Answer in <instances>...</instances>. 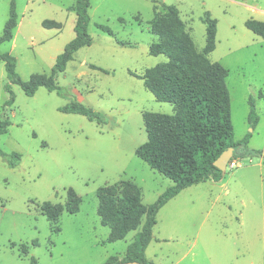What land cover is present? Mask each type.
<instances>
[{"label": "rangeland", "instance_id": "374dc122", "mask_svg": "<svg viewBox=\"0 0 264 264\" xmlns=\"http://www.w3.org/2000/svg\"><path fill=\"white\" fill-rule=\"evenodd\" d=\"M11 2L0 0V36ZM15 2L18 25L13 39L0 44V53L16 58L24 80L50 73L76 36V14L69 9L76 0ZM157 3L159 12L162 3L178 8L199 51L206 44L205 13L216 20V49L208 57L229 70L235 140L248 137L249 149L264 152V39L245 24L250 18L264 21V0ZM89 13L92 44L80 48L56 76L64 94L40 87L28 96L10 82L0 61V121L10 120L0 147L22 155L14 168L0 156V264H30L32 258L39 264H102L111 255L122 256L139 229L122 240L107 241L110 228L98 214L99 187L134 181L149 205L174 185L136 154L147 140L143 113H172L174 108L158 101L140 77L167 58L149 53L158 41L150 30L154 2L91 0ZM48 19L60 28L44 27ZM11 92L15 100L8 103ZM250 96L256 124L249 120ZM73 98L104 113L105 122L62 112L60 107ZM231 161L236 166L228 162L220 181L192 185L160 209L146 250L155 264H264V155ZM69 187L82 198L80 210H64L56 222L50 221L42 204H65ZM25 245L27 253L22 251Z\"/></svg>", "mask_w": 264, "mask_h": 264}, {"label": "trees", "instance_id": "16d2710c", "mask_svg": "<svg viewBox=\"0 0 264 264\" xmlns=\"http://www.w3.org/2000/svg\"><path fill=\"white\" fill-rule=\"evenodd\" d=\"M153 2L155 13L150 22V30L158 36V41L150 45L149 53L155 56L164 54L167 58L146 69L140 77L158 101L171 103L174 108L172 113H143L147 140L136 149V154L152 169L173 180L174 185L149 205L143 203L142 189L134 181L122 180L99 187L98 214L101 223L110 228L107 241L122 240L129 232L139 229L124 255H111L102 264H155L147 257L146 250L152 241L160 209L192 185L207 180L220 181L224 170L215 162L229 147L234 148L230 161L234 158L264 155L261 150L248 148V137L235 140L230 92L226 81L229 70L208 57L216 49V20L210 12L205 13L203 20L206 24V44L199 51L186 30L178 8L162 3L159 12L157 0ZM90 7L91 0H76L69 8L76 14V36L58 55L50 73H34L28 80H24L17 72L16 58L9 52L0 53V61L5 64L10 82L20 85L28 96H33L40 87L64 94L63 87L57 82V74L66 70L80 48L93 42L88 31ZM123 19L120 18V21L124 22ZM245 24L255 35L264 39V21L250 18ZM17 25V7L15 0H12L0 44L13 39ZM43 26L60 28L61 24L48 19L43 21ZM99 27L105 32L113 33L106 25L100 24ZM92 67L97 68L94 65ZM6 88L9 89V86L6 85ZM14 100L15 96L11 92L8 103H13ZM249 103V120L256 124L258 114L252 96L249 97ZM60 110L84 115L98 123H103L106 119L104 113L75 98L60 107ZM9 126V119L0 121V136L8 132ZM0 156L12 168L18 166L22 158L21 153H9L1 147ZM81 202V196L73 187H69L65 204L46 201L41 210L50 221L56 222L64 210L69 213L78 212ZM22 251L27 253L26 245ZM30 264L39 262L32 258Z\"/></svg>", "mask_w": 264, "mask_h": 264}, {"label": "water", "instance_id": "95a60500", "mask_svg": "<svg viewBox=\"0 0 264 264\" xmlns=\"http://www.w3.org/2000/svg\"><path fill=\"white\" fill-rule=\"evenodd\" d=\"M233 153H234V148L233 147H229L227 150H225L220 156L219 158L216 160L215 164L222 170H225L228 162L230 161V159L233 157Z\"/></svg>", "mask_w": 264, "mask_h": 264}, {"label": "built area", "instance_id": "2783aa9c", "mask_svg": "<svg viewBox=\"0 0 264 264\" xmlns=\"http://www.w3.org/2000/svg\"><path fill=\"white\" fill-rule=\"evenodd\" d=\"M231 168H234L236 166V162L235 161H230L229 163Z\"/></svg>", "mask_w": 264, "mask_h": 264}]
</instances>
